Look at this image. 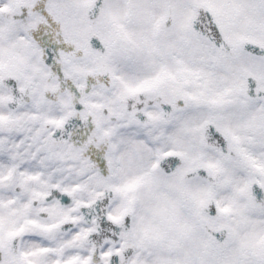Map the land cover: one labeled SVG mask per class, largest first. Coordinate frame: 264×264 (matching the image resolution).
<instances>
[{
	"label": "snow or ice",
	"instance_id": "1",
	"mask_svg": "<svg viewBox=\"0 0 264 264\" xmlns=\"http://www.w3.org/2000/svg\"><path fill=\"white\" fill-rule=\"evenodd\" d=\"M0 264H264V0H0Z\"/></svg>",
	"mask_w": 264,
	"mask_h": 264
}]
</instances>
